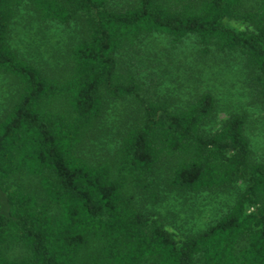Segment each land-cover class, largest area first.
<instances>
[{
  "label": "trees",
  "instance_id": "1",
  "mask_svg": "<svg viewBox=\"0 0 264 264\" xmlns=\"http://www.w3.org/2000/svg\"><path fill=\"white\" fill-rule=\"evenodd\" d=\"M25 20L79 31L64 69L12 46ZM155 35L237 56L264 105V0H0V264H264V162L248 115L217 126L209 91L184 104L146 94L124 52ZM117 102L135 115L95 158ZM174 195L226 204L175 231L145 206Z\"/></svg>",
  "mask_w": 264,
  "mask_h": 264
},
{
  "label": "rangeland",
  "instance_id": "2",
  "mask_svg": "<svg viewBox=\"0 0 264 264\" xmlns=\"http://www.w3.org/2000/svg\"><path fill=\"white\" fill-rule=\"evenodd\" d=\"M16 27L10 35L11 44L29 60L53 71L67 66L69 48L77 42L78 30L27 20L25 24L19 21ZM131 53L124 52L125 61H129L130 69L138 73L141 83L144 82L146 94L149 92L154 98H173L178 104H184L200 92L209 91L218 106L216 125L233 112H246L250 122L247 135L254 157L264 162V105L255 98L253 81L240 58L216 51L204 54L193 38L174 44L169 38L158 35L145 39L132 54V59ZM8 88V84L0 82L2 107ZM135 111V106L129 103L117 102L109 106L103 126L96 132L97 139L92 140L94 145L88 150L91 156L107 158L119 132L131 124ZM140 196H137L139 201L143 200ZM184 200L174 195L166 199L167 202L152 206L147 201L145 206L161 213L175 231H182L212 221L226 204L223 196L219 199L203 195L186 203Z\"/></svg>",
  "mask_w": 264,
  "mask_h": 264
}]
</instances>
